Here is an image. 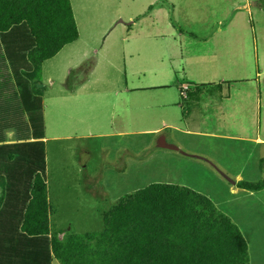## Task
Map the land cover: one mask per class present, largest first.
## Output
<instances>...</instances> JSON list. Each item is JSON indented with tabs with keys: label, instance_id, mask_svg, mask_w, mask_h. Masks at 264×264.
<instances>
[{
	"label": "crops",
	"instance_id": "0c3cea01",
	"mask_svg": "<svg viewBox=\"0 0 264 264\" xmlns=\"http://www.w3.org/2000/svg\"><path fill=\"white\" fill-rule=\"evenodd\" d=\"M150 1L156 3L152 10L151 5L148 9L152 16H123L120 10H112L113 13L96 18L98 31L84 30L83 37L81 16H78L82 1L70 0L79 37L44 61L40 72V81L50 87V90L44 89L42 96L46 174L50 170L48 142L98 139L104 150H110L112 158L121 152L123 143L139 155L154 144V138L164 136L180 151L156 148L144 160L127 158L126 171L105 169L100 178L102 183L112 181L119 185L123 179L125 185L135 180V183L145 182L140 189L161 183L199 193L237 226L247 244L248 264H264V189L251 192L235 187L237 182H257L263 175L259 162L264 158V82L258 81L256 89L249 86L252 80L229 77V68L207 66L196 60L194 68L182 73L179 82L128 89V75L134 69L133 57L138 52V47L124 44L129 37H123V32L131 31L134 24L131 20L151 21L155 24V33L162 32L160 21L168 27V32L173 33L176 26L185 32L177 22L181 16H173L179 11V3L184 5L183 0ZM196 1L200 0L191 3ZM169 9L172 16H164ZM191 17L204 18L183 16V19ZM117 18L123 20V28L116 27ZM85 44L90 45L87 51L83 50ZM80 51H86L94 59H90L91 64L84 72L75 59ZM116 53H120L119 60ZM108 57L109 61L103 60ZM115 59L118 61L114 62ZM235 67L236 71L243 69ZM153 73L157 81L161 79L156 71ZM54 84L58 86L57 91L53 90ZM171 87L176 88L178 98L175 92L169 94V90L154 92ZM46 100L53 104L56 117L55 131L49 134ZM132 127L135 129L126 130ZM4 138L6 143L16 142L13 130H7ZM115 161H118L117 155ZM133 164L135 169L131 171ZM78 165L82 171L88 166ZM54 167L59 174L61 164ZM85 180L90 179L86 176ZM127 192L130 191L114 194L107 188L106 193L113 204ZM56 236L61 239L60 234Z\"/></svg>",
	"mask_w": 264,
	"mask_h": 264
},
{
	"label": "trees",
	"instance_id": "16d2710c",
	"mask_svg": "<svg viewBox=\"0 0 264 264\" xmlns=\"http://www.w3.org/2000/svg\"><path fill=\"white\" fill-rule=\"evenodd\" d=\"M78 37L70 0H0V264H248L237 226L207 197L171 184L122 195L99 232L50 234L40 72ZM7 130L16 142L6 143ZM165 145L174 144L160 136L133 157ZM259 168L260 180L235 187L263 190L264 158Z\"/></svg>",
	"mask_w": 264,
	"mask_h": 264
},
{
	"label": "rangeland",
	"instance_id": "374dc122",
	"mask_svg": "<svg viewBox=\"0 0 264 264\" xmlns=\"http://www.w3.org/2000/svg\"><path fill=\"white\" fill-rule=\"evenodd\" d=\"M81 1L78 16H81L83 37L84 30L95 28L98 31L99 23L96 18L107 16L112 10H120L123 16H152V13L148 14V9L150 5L151 10L156 6V3L150 0ZM191 1L183 0L184 5L179 3V11L177 10L173 15L181 16V19L177 18L178 26L183 27L185 32L177 26L175 30L173 29V33L168 32V27L160 21L159 27L162 32L155 33V24L151 21H145L144 18L131 20L134 22L131 31L123 32V37H129L124 44L138 47V52L133 57L134 69L128 75V89L141 86L152 87L157 83L179 82L183 78L182 73L194 68L196 60L207 66L214 65L224 70L229 68V77L252 80L249 86L257 89L258 81L261 84L264 82V0H250V2L249 0L247 2L245 0H200L195 3ZM170 11L169 9V14L167 11L164 12L165 15L163 12L162 14L172 16ZM183 16H204V18L198 20L196 17H191V19L184 20ZM164 19L168 21L167 17ZM131 21L125 23L131 25ZM115 23H117L116 27L123 28L121 18H117ZM89 46L85 44L83 50L87 51ZM86 51H80L75 56L76 62L82 66V72L90 66L91 60H94L88 56ZM82 54H84L83 58ZM119 54L115 55L118 60ZM102 55L106 56L104 53ZM88 57V62L84 64ZM117 59L114 62H117ZM103 60L109 61V57ZM235 65L244 70L236 71ZM153 71L159 74L161 79L158 81L161 82L155 79ZM41 84L44 89L50 90V87L45 86L42 80ZM57 87L55 86L53 90L57 91ZM167 90L169 94L175 92L178 98L175 87L154 92L165 93ZM53 108V104L50 105V102L46 100L48 134L55 131L56 117ZM134 129L132 127L126 130ZM155 141L156 138L152 143ZM101 143L102 141L98 139L48 142L47 157L50 170L46 176L48 200L50 201L49 228L52 235L60 234L62 239L68 234L101 231L103 228L102 215L112 205L106 193L107 188L111 189L114 194H119L123 191L131 193V190L144 186L145 182L135 183L137 182L135 180L124 185L123 179L119 181L120 187L112 181L102 183L100 178L105 169L120 170L125 166L126 171L127 158L134 159L133 156L137 155L135 150L126 147L128 144L123 143L120 154H116L118 161H115L116 155L111 158L110 150H104ZM78 163L80 166L87 164L86 171H82ZM58 164H61L59 174L54 167ZM134 169L133 164L131 171ZM86 176L90 179L89 181L85 180ZM1 193L0 189V195ZM54 264L59 263L56 261Z\"/></svg>",
	"mask_w": 264,
	"mask_h": 264
},
{
	"label": "water",
	"instance_id": "95a60500",
	"mask_svg": "<svg viewBox=\"0 0 264 264\" xmlns=\"http://www.w3.org/2000/svg\"><path fill=\"white\" fill-rule=\"evenodd\" d=\"M161 148H168L169 150H173V151H180L179 148L177 146L174 145H165V146H161Z\"/></svg>",
	"mask_w": 264,
	"mask_h": 264
}]
</instances>
